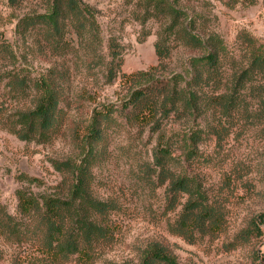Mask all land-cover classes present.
<instances>
[{"label":"rangeland","instance_id":"obj_1","mask_svg":"<svg viewBox=\"0 0 264 264\" xmlns=\"http://www.w3.org/2000/svg\"><path fill=\"white\" fill-rule=\"evenodd\" d=\"M50 1L0 0V264H140L153 243L177 264H264V73L238 78L254 53H264V0H159L186 12L195 33L221 38V63L199 109L188 116L181 103L148 124L128 106L132 93L183 88L202 51L169 38V54L159 59L156 43L170 19L153 15L156 0H82L91 9L86 28L73 23L53 41L45 27L21 22ZM47 82L59 91L63 122L45 140L22 139L21 114L35 108ZM99 110L111 119L93 142ZM163 146L172 152L166 171L154 157ZM92 148L94 193L113 204L112 238L89 258L55 261L36 231L39 219L20 214L18 191L67 195L68 165ZM180 175L196 180L216 207L218 232L176 233L187 195L169 190V182ZM6 214L23 224V242L5 232Z\"/></svg>","mask_w":264,"mask_h":264},{"label":"trees","instance_id":"obj_2","mask_svg":"<svg viewBox=\"0 0 264 264\" xmlns=\"http://www.w3.org/2000/svg\"><path fill=\"white\" fill-rule=\"evenodd\" d=\"M9 1L12 5L21 2ZM155 9L159 12H153L154 16L170 19V23L159 34L156 43L159 59L169 54L170 48L167 44L169 38L172 40L180 38L200 49L202 54L192 57L193 75L190 80L187 79L183 88L175 87L168 93L163 86L159 87V90L155 86H148L145 89H136L132 93L128 106L132 105L138 115L145 114L140 118L145 120V124L153 122L160 110H177L181 103L186 115L187 112L193 114L199 109L200 99L221 63L222 40L218 35L213 33L204 38L195 33L194 21L191 22L190 19L187 22L189 18L186 12L177 8L174 2L164 5L156 0ZM89 12L90 7L84 5L82 0H51L44 12L27 15L21 22L28 26L45 27L51 40L57 41L64 37L67 27L73 23L78 29L86 28ZM259 73H264V53H254L250 66L245 68L238 78L240 82L248 81L252 75ZM147 79L149 78L145 77V80ZM63 117L59 91L50 82L44 83L35 108L21 114L22 126L16 133L22 139L37 137L45 140L58 130ZM110 119L108 110L95 112L90 128L93 142L101 139L103 131L101 124ZM189 139L191 141L186 142V147L187 153L191 156L194 152L196 134H192ZM93 152L92 148L80 162L68 165L73 180L67 195L50 194L39 197L23 190L18 191L20 214L29 219H39L36 231L38 228L42 232V244L55 261H66L73 255L89 258L97 245L112 238L110 213L113 204L98 198L94 193ZM171 156L172 152L168 146L160 147L154 154L155 164L159 165L162 171H166ZM169 190L187 195L177 224V234L191 237L196 232L214 234L221 229V216L218 210L203 195L196 180L187 175H180L170 180ZM1 223L9 237H14L18 242L24 241L26 231L22 228L23 224L12 215L6 214ZM140 264H177V260L166 246L153 243L146 250Z\"/></svg>","mask_w":264,"mask_h":264}]
</instances>
